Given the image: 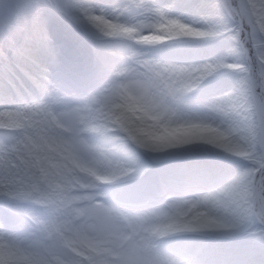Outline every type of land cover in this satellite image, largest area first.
<instances>
[{"label": "snow or ice", "instance_id": "6c2138e0", "mask_svg": "<svg viewBox=\"0 0 264 264\" xmlns=\"http://www.w3.org/2000/svg\"><path fill=\"white\" fill-rule=\"evenodd\" d=\"M0 264H264V0H0Z\"/></svg>", "mask_w": 264, "mask_h": 264}]
</instances>
